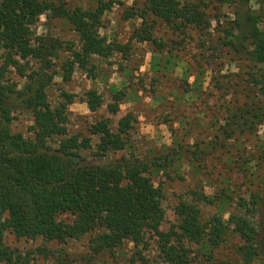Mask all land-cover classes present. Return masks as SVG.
<instances>
[{"label":"trees","instance_id":"trees-1","mask_svg":"<svg viewBox=\"0 0 264 264\" xmlns=\"http://www.w3.org/2000/svg\"><path fill=\"white\" fill-rule=\"evenodd\" d=\"M232 9L227 22L224 44L242 56L250 70L246 84L253 89H264V0H216ZM136 13L127 12L129 19L137 13L142 21L149 14L166 25L179 29L209 25L207 0H141ZM114 0H98L92 10L69 8L63 0H0V61L13 68L26 82L22 89L0 78V264H30L24 256L4 244L3 234L10 230L15 238H41L59 244L95 232L90 240L93 255L118 250L124 242L139 245L144 232L156 239L157 257L161 264H199L205 257L207 264H264V180L260 192L246 191L244 196L221 193L217 198L193 192L194 200L204 203L233 204L227 219L212 216L202 220L194 214L196 206L180 201L173 209L175 224L164 232L165 220L161 206V189L155 187L151 174L161 168L159 161L137 160L121 156L108 162L85 161L81 150L88 149L87 141L68 135L65 127L67 109L52 108L47 100L46 87L51 76L31 70L29 61H38L43 69L51 68V59L61 47L57 39L34 37L32 26L42 12L62 19L77 34L79 50L70 51V68L62 80L70 79L74 65L87 67L90 56L109 58L114 53L125 54L129 47L108 42L100 35L102 17L114 5ZM256 5L257 8H254ZM138 14V15H139ZM217 24L220 19L216 18ZM142 25H144L142 23ZM133 38L152 41L146 29L135 30ZM31 71V72H29ZM124 93H113L109 115L119 112ZM76 96H68L67 105ZM89 111L103 105L96 90H88L80 100ZM19 111H28L33 119L32 138L12 133L9 121ZM133 115L127 113L117 123L115 131L109 119L96 122L91 133L99 136L95 157L125 150L126 137L133 125ZM264 125V100L248 101L234 107L224 124L217 128L216 138L235 139L252 134ZM59 139L56 148L50 141ZM174 149H167L168 162ZM260 157L240 155L232 158L238 171ZM251 175V174H250ZM233 195V196H232ZM70 214L71 224L56 221L59 214ZM235 261H220L213 254L228 247ZM131 264H149L139 255Z\"/></svg>","mask_w":264,"mask_h":264},{"label":"rangeland","instance_id":"rangeland-1","mask_svg":"<svg viewBox=\"0 0 264 264\" xmlns=\"http://www.w3.org/2000/svg\"><path fill=\"white\" fill-rule=\"evenodd\" d=\"M63 1L71 9L92 10L98 0ZM114 1L102 17L99 32L108 42L128 46L127 53H114L109 58L90 56L86 68L74 65L70 79L63 81L72 61L68 47L79 50L78 36L69 24L45 11L32 26L34 37L57 39L61 47L55 51L48 70L43 69L42 63L32 60L28 62L29 68L51 76L45 90L48 103L52 108L66 107L68 135L86 140L89 146L80 152L85 161L108 162L121 156L159 161L161 168L152 171L151 179L162 194L165 220L160 226L161 231L166 232L175 224L173 209L183 200L196 206L198 212L194 211V214H200L202 220L217 215L226 220L233 204L227 202L218 206L203 200L193 201V192L217 198L221 193L228 195L234 190V197H243L248 190L260 192L264 180V125L252 134L232 140L224 136L216 138L217 128L224 124L234 107L250 100H264V89H253L246 84V73L250 70L247 61L223 43L224 30L232 18L231 7L207 0L210 5L205 14L209 25L176 29L149 14L143 21L139 13L127 19V12L140 10L141 0ZM253 7L257 8L256 5ZM216 18L220 19L219 24ZM143 28L148 30L152 41L139 43L133 38V32ZM0 78L17 85L18 89L26 82L2 61ZM92 89L103 101L94 112L80 102L83 94ZM116 91L124 93L123 100L119 112L109 115L108 106L113 103ZM70 95L76 98L73 104L67 105ZM127 113L133 115L134 121L126 137L125 150L95 157L99 136L91 131L96 122L108 118L115 131L119 119ZM32 126L33 119L28 111L16 112L9 121L11 132L26 139L32 138ZM58 144L59 139L50 141L54 148ZM167 149L175 151L165 163L163 158ZM240 155L261 157L258 165L243 166L242 172L238 167L234 168L231 161ZM55 219L69 224L73 221L67 213L59 214ZM261 219L264 220V210ZM95 235L93 232L59 244L41 238L18 239L7 230L3 241L11 250L29 255L30 264H131L139 255L149 264H161L156 239L151 232H144L136 247L131 242H124L118 250L98 255H93L90 248V240ZM232 243L236 244L237 240L233 238L228 247L214 251V258L234 262L230 252ZM206 260L199 257L198 262L207 264Z\"/></svg>","mask_w":264,"mask_h":264}]
</instances>
